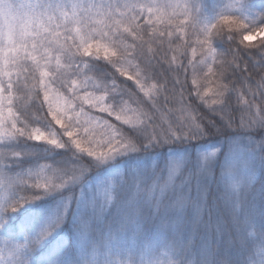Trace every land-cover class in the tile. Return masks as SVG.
Returning a JSON list of instances; mask_svg holds the SVG:
<instances>
[{
  "label": "snow or ice",
  "instance_id": "snow-or-ice-1",
  "mask_svg": "<svg viewBox=\"0 0 264 264\" xmlns=\"http://www.w3.org/2000/svg\"><path fill=\"white\" fill-rule=\"evenodd\" d=\"M249 7L205 21L197 0H0V264H264V23ZM93 60L108 72L89 75ZM20 137L70 155L14 172ZM68 185L51 217H11Z\"/></svg>",
  "mask_w": 264,
  "mask_h": 264
},
{
  "label": "trees",
  "instance_id": "trees-1",
  "mask_svg": "<svg viewBox=\"0 0 264 264\" xmlns=\"http://www.w3.org/2000/svg\"><path fill=\"white\" fill-rule=\"evenodd\" d=\"M230 3V0H197V5L200 8L201 19L205 21H215L222 13L225 12V7ZM247 3L250 5L248 9L243 11V15L245 17H250L255 19L258 24L264 23V18H261L258 13L261 10V6H264V0H247ZM258 37L252 39L251 43H256L258 41ZM226 47V45H225ZM190 52V50H189ZM199 53V50H198ZM91 67L94 72L89 73V75H95V73L100 76L104 75L108 72V68L110 66L106 65L103 60H93L91 63ZM253 76L255 73L252 72L251 69L248 70ZM189 73H191V69H189ZM107 79L108 77L105 76ZM258 79V77H257ZM95 115H100L103 118H109L107 114H100L98 109L94 110ZM113 122L114 118H112ZM7 147L15 149L17 151H23L27 153L25 156L19 158L18 162L10 165L11 169L14 172L26 171L28 169L38 168L40 165L48 164L53 165L62 161V158H66L69 156L68 149H59L54 148L52 145L45 144L43 142H36L33 140H29L26 137H20L8 142ZM176 147V146H173ZM188 148V145L184 146ZM168 152V146L159 149V157L157 159V163L159 165H163L164 157ZM136 154H130L132 158H135ZM153 155L149 154V158ZM73 160L75 158H72ZM129 156L117 157L113 161L105 162L101 165L100 174L102 175L105 170L115 168L120 165L121 161L128 160ZM64 162H67L66 160ZM55 167V165H53ZM96 177V172H89L83 178L86 181L84 187L90 190V186L93 184L94 179ZM216 190V186H213V191ZM220 190L223 191V185L220 186ZM76 191L79 192L78 185H68L64 189L59 192L49 193L46 196L41 197L39 200H36L30 204H26L19 208L18 211L10 213L11 217L15 220L16 224H19L21 220L26 217H36L42 216L47 219L55 214L57 209L64 203V198L68 195L69 192ZM194 195V193H193ZM19 219H16V218ZM205 219L207 216L205 215ZM55 235V234H54ZM2 239V237H0Z\"/></svg>",
  "mask_w": 264,
  "mask_h": 264
},
{
  "label": "rangeland",
  "instance_id": "rangeland-1",
  "mask_svg": "<svg viewBox=\"0 0 264 264\" xmlns=\"http://www.w3.org/2000/svg\"><path fill=\"white\" fill-rule=\"evenodd\" d=\"M255 38H257V37H253V39H255ZM103 174H104V173H103ZM103 174H102V175H103ZM90 188H91V186H90Z\"/></svg>",
  "mask_w": 264,
  "mask_h": 264
}]
</instances>
